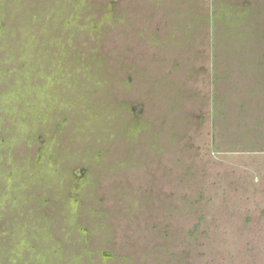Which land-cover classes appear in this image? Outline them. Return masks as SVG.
<instances>
[{"label":"rangeland","instance_id":"obj_1","mask_svg":"<svg viewBox=\"0 0 264 264\" xmlns=\"http://www.w3.org/2000/svg\"><path fill=\"white\" fill-rule=\"evenodd\" d=\"M53 257L264 264V0H0V264Z\"/></svg>","mask_w":264,"mask_h":264},{"label":"flooded vegetation","instance_id":"obj_2","mask_svg":"<svg viewBox=\"0 0 264 264\" xmlns=\"http://www.w3.org/2000/svg\"><path fill=\"white\" fill-rule=\"evenodd\" d=\"M106 61H107V60H106ZM58 260H59V259H55V257H53L51 261H52L53 264H59Z\"/></svg>","mask_w":264,"mask_h":264}]
</instances>
